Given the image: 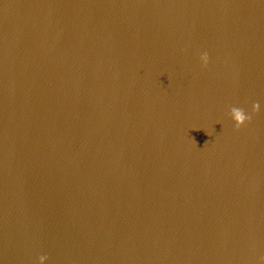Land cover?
Segmentation results:
<instances>
[{"label": "clouds", "instance_id": "clouds-1", "mask_svg": "<svg viewBox=\"0 0 264 264\" xmlns=\"http://www.w3.org/2000/svg\"><path fill=\"white\" fill-rule=\"evenodd\" d=\"M201 60L203 62V65L206 67L209 61V56L205 52L201 56ZM260 112V103L254 102L252 105V115L258 114ZM229 115L231 119L234 121L235 128L238 130L245 126L246 123H250L252 120V115L247 114L245 110L241 107L232 106L229 110ZM47 259L46 256H40L39 261L40 264H43V262ZM262 261H264V257L261 258Z\"/></svg>", "mask_w": 264, "mask_h": 264}]
</instances>
